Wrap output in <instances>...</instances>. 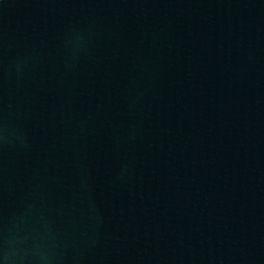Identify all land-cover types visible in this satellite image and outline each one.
<instances>
[{"label":"water","instance_id":"obj_1","mask_svg":"<svg viewBox=\"0 0 264 264\" xmlns=\"http://www.w3.org/2000/svg\"><path fill=\"white\" fill-rule=\"evenodd\" d=\"M264 178V0H0V264H132Z\"/></svg>","mask_w":264,"mask_h":264}]
</instances>
